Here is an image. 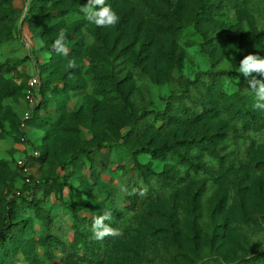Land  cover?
<instances>
[{
	"label": "rangeland",
	"instance_id": "rangeland-1",
	"mask_svg": "<svg viewBox=\"0 0 264 264\" xmlns=\"http://www.w3.org/2000/svg\"><path fill=\"white\" fill-rule=\"evenodd\" d=\"M31 1L0 0V27L13 29L0 47V235L23 251L11 264H264L257 260L264 252V128H244L249 113L236 111L241 100L262 113L253 110L238 67L249 53L264 57V0L113 7L119 23L100 28L106 41L93 46L101 58L109 47L110 66L85 48L81 55L69 50L77 66L68 81L85 89L68 102L63 129L28 126L27 143L16 129L29 106L21 91L11 92L49 58L45 48L56 38H43L33 18L24 21ZM85 21L74 12L68 22L85 35L95 27ZM69 60L46 71L58 70L51 77L59 79ZM39 148L48 151L44 161L32 158ZM89 158L104 170L95 179L84 166ZM19 161L36 180L58 176L71 184L37 207L17 206L14 195L27 189ZM122 185L147 194H126ZM65 205L89 217L87 210H109L105 223L123 235L95 240L92 223L76 234L72 218H61Z\"/></svg>",
	"mask_w": 264,
	"mask_h": 264
},
{
	"label": "trees",
	"instance_id": "trees-1",
	"mask_svg": "<svg viewBox=\"0 0 264 264\" xmlns=\"http://www.w3.org/2000/svg\"><path fill=\"white\" fill-rule=\"evenodd\" d=\"M36 1L37 0H33L30 2V8H29L28 14L26 15L24 21L27 22V20L33 18L32 21H28V22H31L30 24H32L33 21L36 22V24L41 28L39 34L42 35L43 38H46V40H48L50 36L54 35V37H56L59 30L64 29L67 34V46L69 50H71L75 55L83 54L84 48H85V52L86 51L88 52L87 53L88 56L94 57L96 59L98 58L97 60L100 62L101 65L103 64V65L110 66V63H111L110 62L111 58L109 59L110 51L106 50L109 47L104 46V51L105 53H107L105 54L107 55L105 58L103 57L101 58L100 57L101 55H97L96 50L93 49V46H96V45L102 47L101 41H106V38H107L106 34H103L100 28H97L96 26L94 28L88 29L87 31L88 35L94 36L96 43L91 44V47L90 46L87 47L88 45L87 40H86L87 37L85 35H81L80 30H79L80 27L78 28L76 26L73 27L74 25L72 26L69 25L70 23L68 21L72 13L74 12L81 13L80 12L81 5L78 4L77 0H40L41 5H39V7L42 9L41 15H35V13L39 11L38 9L39 7L37 6ZM129 1L131 0H106V3L110 4L113 8L117 6L118 4L127 3ZM84 3L86 4L87 0H84ZM85 24L87 27L88 22L85 21ZM12 34H13L12 27L6 30H2L0 27V47L2 44L7 42L12 37ZM53 41L47 43V47L45 48L46 52L49 53V58L44 63L39 65V67L37 66V68L39 69L40 77H41V86H40L41 99L36 104V106L33 108L31 116L26 121V124L29 127L42 128V127L51 126L52 129L50 131H53L55 128L63 129L62 124L64 120L67 119L66 106L68 102L74 95L80 94L85 89V86L76 85L68 81V78L73 73V70L69 69L67 65H66L65 74L60 76L59 79H54V77H51L52 75L54 76L56 73H58V70L57 72L48 70L49 73L46 71L48 67L58 68L62 64L63 61H65L66 63V61L69 60L68 57H70L68 55L64 56V55H60L54 52L52 50ZM3 70L5 71L2 65H0V71H3ZM26 85L27 84H25L22 87V89L21 88L14 89L11 92V94L20 93L21 91L22 98H24ZM45 97L47 99H45ZM56 97L59 100V103L57 101V104H58L57 106L55 104L52 105L50 102H48L49 103L48 105L46 104L47 101H51ZM252 99L254 100V95ZM238 104L240 106L238 107L236 111H240L243 114L245 112L249 113L250 119L244 123V128L246 127L248 129H254V130L259 129V128L260 129L264 128V113H261L260 115H258V114H255L254 111L249 112L247 110V103L241 100H239ZM51 108H55L54 113H51ZM205 115H206L205 111L202 114L201 113L193 114L191 121L198 122L202 120L205 117ZM208 116H211V115H208ZM161 121L163 123L166 122L165 117H163ZM175 124H183V122L176 121ZM20 125H21V117L19 116L16 134L21 140L23 137L26 136V133L20 127ZM49 134H51V132ZM22 141H26L27 143L29 142L23 139ZM142 150L145 153L146 152L149 153L151 148L147 146L146 148H143ZM39 151H40L39 154L34 155L32 158L37 161L46 160L48 156L47 149L44 150L42 148H39ZM84 164H85L84 166L88 165V169L90 172L89 173L90 178L93 177L95 179L97 177V173H104V170L101 171L98 165L94 164V159L89 158L87 160V163H84ZM19 174L24 179L23 183L27 184L25 183V178L27 175L23 173V168L19 169ZM29 177L31 178L32 182L30 184H27V189H22L20 191L21 192L20 194L14 195V198H15L14 203L17 206L31 207V208L37 207L41 204L42 200L44 199V196H50L52 192L61 193L63 189L65 188V186L71 184L69 182V179L68 181L65 178L59 179L58 176L56 177L48 176L45 178H41L39 180H36L32 176H29ZM29 189H32V191H28ZM108 196L109 195L106 193L104 198H108ZM61 210H64L63 214L61 215V218H64V217L72 218L73 225L71 226V231H75L76 234L80 232L81 227L85 225V223L89 225L90 223H92L93 217L102 215L105 212V210H102L97 213H91L90 211L87 210V212H89V214L92 215L89 217L85 215H80L81 211L78 215L79 208H75L69 205H65L64 208H61ZM56 212L57 211H54V214ZM3 235L6 237V233L3 232L0 235V264H11L10 256H13V255L16 256L18 253L23 252V251H21V249L18 248V245L14 243L13 240H9L8 237H6L7 240L4 241V242H7L6 248L4 249L3 248L4 242H3V239L1 238V236ZM15 240H18V239H15ZM70 244H72L75 248L78 247L77 239L75 240V242L70 243ZM94 253L96 254L95 249L93 246H91V255H94ZM2 255L4 256L1 259ZM262 258L264 259V252L261 254V257L257 258V260H260Z\"/></svg>",
	"mask_w": 264,
	"mask_h": 264
},
{
	"label": "clouds",
	"instance_id": "clouds-1",
	"mask_svg": "<svg viewBox=\"0 0 264 264\" xmlns=\"http://www.w3.org/2000/svg\"><path fill=\"white\" fill-rule=\"evenodd\" d=\"M80 12L88 24L95 25L97 28L114 27L120 20L119 15L110 4L106 3V0H87L86 4L81 5ZM84 32L87 37V43L90 45L95 44V37L88 35L86 28ZM40 46H43V41L40 42ZM52 50L60 55H68L67 34L64 29L59 30L52 43ZM76 66L75 60H69L67 64L69 69H73ZM238 72L246 78L248 84V88L246 89L254 95L253 110L264 113V57L253 53L245 55L239 62ZM120 190L126 194L138 193L141 196L147 194V188L143 186L139 189H133L131 193L123 185ZM111 218L109 210H105L102 215L93 217L91 229L95 240L123 235L121 229L114 228L109 223H105L106 221H110Z\"/></svg>",
	"mask_w": 264,
	"mask_h": 264
},
{
	"label": "built area",
	"instance_id": "built-area-1",
	"mask_svg": "<svg viewBox=\"0 0 264 264\" xmlns=\"http://www.w3.org/2000/svg\"><path fill=\"white\" fill-rule=\"evenodd\" d=\"M40 86H41V77L39 73V69H35L34 73L29 78V81L26 85L25 89V95H24V102L29 106V109L26 110L21 118V125L20 127L24 130L27 126L26 121L31 116L33 108L36 106V104L41 99L40 94ZM23 140L26 138L23 137ZM39 153H36V155ZM19 164H23L22 161H19ZM23 170L26 169V164L21 165ZM32 182L31 178L27 175L25 178V183L30 184ZM21 192L18 191L17 194H20Z\"/></svg>",
	"mask_w": 264,
	"mask_h": 264
}]
</instances>
